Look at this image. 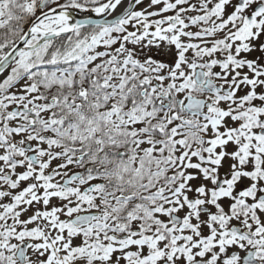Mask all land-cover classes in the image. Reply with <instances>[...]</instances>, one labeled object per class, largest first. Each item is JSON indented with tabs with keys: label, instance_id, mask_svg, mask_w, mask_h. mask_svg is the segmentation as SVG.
Wrapping results in <instances>:
<instances>
[{
	"label": "snow or ice",
	"instance_id": "obj_1",
	"mask_svg": "<svg viewBox=\"0 0 264 264\" xmlns=\"http://www.w3.org/2000/svg\"><path fill=\"white\" fill-rule=\"evenodd\" d=\"M0 264H264V0H0Z\"/></svg>",
	"mask_w": 264,
	"mask_h": 264
}]
</instances>
